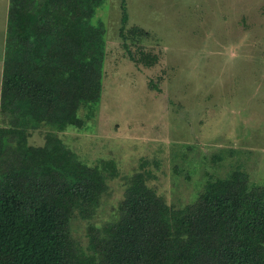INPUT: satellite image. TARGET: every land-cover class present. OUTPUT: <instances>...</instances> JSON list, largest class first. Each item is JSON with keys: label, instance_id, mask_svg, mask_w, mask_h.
I'll return each mask as SVG.
<instances>
[{"label": "trees", "instance_id": "obj_1", "mask_svg": "<svg viewBox=\"0 0 264 264\" xmlns=\"http://www.w3.org/2000/svg\"><path fill=\"white\" fill-rule=\"evenodd\" d=\"M105 0H8L0 82V264H264V184L238 169L210 179L174 208L140 170L124 178L114 217L93 219L117 176L111 161L88 165L60 135L78 131L100 100L105 29L93 20ZM119 45L135 66L157 56L149 32L127 25ZM149 81V88L157 89ZM97 108V107H96ZM81 109L86 113L79 114ZM44 129L42 144L28 142ZM85 221L86 244L73 237Z\"/></svg>", "mask_w": 264, "mask_h": 264}, {"label": "rangeland", "instance_id": "obj_2", "mask_svg": "<svg viewBox=\"0 0 264 264\" xmlns=\"http://www.w3.org/2000/svg\"><path fill=\"white\" fill-rule=\"evenodd\" d=\"M7 1L0 0V82ZM120 1L105 0L93 18L105 29L97 108L83 129L60 135L86 164L111 161L117 172L93 223L114 217L124 178L143 162L148 185L174 208L236 169L250 185L264 184V0H124L127 25L150 34L141 44L157 56L151 67L135 66L119 45ZM43 131L28 142L41 145ZM86 224L72 223L82 245Z\"/></svg>", "mask_w": 264, "mask_h": 264}]
</instances>
